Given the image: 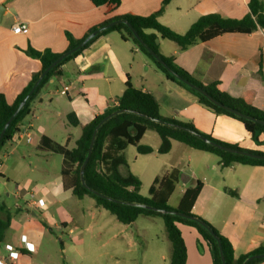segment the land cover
I'll use <instances>...</instances> for the list:
<instances>
[{
  "label": "crops",
  "instance_id": "obj_1",
  "mask_svg": "<svg viewBox=\"0 0 264 264\" xmlns=\"http://www.w3.org/2000/svg\"><path fill=\"white\" fill-rule=\"evenodd\" d=\"M164 1L122 0L117 9L110 11L105 5L95 6L91 0H0V7L5 8L0 22V93L13 104L33 75L41 72V62L26 54L29 47L62 55L69 47L67 33L80 40L109 19L128 14L150 16L160 11ZM249 1L171 0L158 20L176 33H185L208 14L242 19L250 12ZM262 3L264 6V0ZM18 22L28 23L27 34L13 33L12 28ZM168 42L171 41L158 40L159 52L174 57L175 63L196 80L204 85L218 83L221 91L232 96L253 90L254 105L264 111V29L249 34H223L186 50ZM260 72L263 82L258 77ZM128 80L157 100L162 117L190 123L200 133L221 142L264 153V135L260 136L262 143H255L241 122L198 104L189 91L168 80L131 41L123 40L117 31L108 32L65 62L41 88L30 103L31 113L23 121L19 134L0 154V201L11 215L10 227L0 244V264H100L106 256L108 264H118V252L124 245L139 246L140 238H148L141 244L144 249L157 244L155 236H147L145 223L136 230L133 228L139 226L141 217L164 224L161 217L140 216L126 225L98 206L93 198L79 199L72 192L70 172L74 167L67 166L68 173L64 175L63 155L41 144L42 138L47 137L73 149L82 128L113 107ZM67 85L70 89L62 95ZM69 115L78 120V126L69 123ZM140 143L153 149L145 155L156 154L161 138L154 130H147ZM128 148L123 151L126 160ZM161 156L168 164L162 174L147 177L149 194L142 193L141 186L143 196H150L157 179L176 171L178 180L168 201L175 208L186 190L200 181L203 188L193 214L229 239L237 256L264 247L263 166L235 163L223 167L218 156L175 140L171 151ZM127 163L129 170L128 160ZM120 171L123 174L127 169ZM137 177L144 185L145 180ZM17 186L22 190L17 191ZM33 189H37L38 198L45 200L44 207L25 205L29 200L27 192ZM177 190L180 194L173 202ZM178 227L187 247V264H213L210 247L197 229L182 223ZM22 237H26L29 249ZM7 246L13 247L17 257L10 255ZM164 251L160 249L153 261L144 253L141 264H169Z\"/></svg>",
  "mask_w": 264,
  "mask_h": 264
},
{
  "label": "trees",
  "instance_id": "obj_2",
  "mask_svg": "<svg viewBox=\"0 0 264 264\" xmlns=\"http://www.w3.org/2000/svg\"><path fill=\"white\" fill-rule=\"evenodd\" d=\"M91 1L97 7L105 5L110 11H113L121 5L122 0ZM170 1L171 0H165L160 11L150 16L145 17L128 14L122 17L109 19L103 24L91 29L89 33L80 40L74 39L70 33H67L66 36L69 41L68 50L76 47L91 32L95 31L99 27L113 21L126 19L133 26V28L143 39V41L152 50H154L156 54L180 77L202 88L215 100L232 108L242 115L264 121V111L258 109L254 105L255 91L245 90L239 96H232L229 93L221 91L218 88V83L204 85L196 80L188 71L178 66L175 63L174 57L163 56L159 52L158 46V40L163 39L174 42L175 44H177L180 50H186L197 43L209 41L223 34H249L259 29H264V6L262 0H250L248 4L250 12L242 19L224 18L216 13L208 14L201 16L190 26V28L185 33H176L170 28L162 25L158 20L159 16L163 13L165 6ZM111 31H117L121 34L123 40L131 41L153 62L155 67L161 73H163L168 80L180 85L181 87L189 91L195 97L198 104L216 113L217 115L226 116L238 120L242 123L245 130L252 135V139L255 143H262V141L260 140V136L264 135L263 124H260L246 117L238 116L213 104L203 94L174 77L146 50L145 47H143L138 42L132 31L125 24H118L99 33L92 40H90L85 47L66 57L45 76L33 95L27 101L25 106L21 109V111L8 126L0 142V154L3 152L7 144L11 143L15 136L20 132L23 121L31 113L30 103L38 95L41 88L49 81V79L59 71L60 67L65 62L74 59L81 52L87 49L97 38ZM148 31L153 32L148 33ZM26 54L32 58L38 59L41 62L42 69L41 72L33 75L29 84L17 96L13 104H10L7 101L5 95L0 93V134L9 118L18 108L21 101L26 97V95L34 86L42 71L48 68L61 56V54L53 53L50 50L39 52L31 47L27 49ZM258 77H261V82H263V76L261 72L260 74H258ZM118 110H125L126 112L119 113L111 117L98 130L93 151L84 172L85 182L90 188L117 200L143 204L162 210L177 211L187 217L200 219L201 221L205 222L220 238L226 264H244V262L250 256L264 253V247H259L247 254L237 256L234 247L229 239L221 235L209 222L193 214V207L203 188V184L200 181L197 182L195 187L188 188L186 190L180 200L179 205L175 208L171 207L168 201L170 196L174 192L175 184L178 180V173L176 171H172L171 173L164 175L162 178L157 179L155 183L156 185L150 189V196L146 197L140 193L142 182L137 176L129 172L128 163L123 154V151L129 145H133L136 147L139 154L145 155L152 153L153 149L151 147L144 146L140 143L147 130H154L161 138V145L158 149V153L161 155L167 154L171 151L172 141L175 140L191 148L218 156L223 167H228L235 163L264 167V160L221 150L217 147L207 144L191 133L151 121L135 113L127 112H137L155 119H161L169 123L177 124L199 132L190 123H182L174 119H166L162 117L160 114V105L157 100L150 93L135 88L129 82V80L126 83V88L123 94L119 98V105L110 108L106 113L102 115L96 116L93 121L84 126L82 128V134L77 140L76 146L73 149H67L65 146L54 143L47 137H43L41 140V144L43 145V147L55 153L63 155L65 167L63 169L64 175L68 173V170H66L67 166H70L72 168L74 167V169L70 173H72V192L75 196H77L79 199H83L85 196L93 198L98 206L107 210L109 213L115 216L119 222L126 225L135 222L140 216L161 217L165 224L167 237L172 245L170 264H187V247L181 230L178 227V224L180 223L187 224L196 228L201 237L208 243L210 247L213 257V264H223L216 239L200 223L189 218L177 215L160 214L158 212L141 207L114 203L95 195L94 193L83 187L80 178V170L88 155V149L90 146L93 131L95 127L106 116ZM68 120L72 126L79 125L78 120L76 118L73 119L72 115L68 116ZM203 135L216 144L235 150L247 151L256 155L264 156V153L242 149L237 145L227 144L216 140L211 136L205 134ZM121 168H126L127 171L122 174L120 171ZM10 224L11 215L9 212H7L5 206L0 201V244L4 241L6 231L10 227ZM263 261L264 258H261L250 261L247 264H259Z\"/></svg>",
  "mask_w": 264,
  "mask_h": 264
},
{
  "label": "water",
  "instance_id": "obj_3",
  "mask_svg": "<svg viewBox=\"0 0 264 264\" xmlns=\"http://www.w3.org/2000/svg\"><path fill=\"white\" fill-rule=\"evenodd\" d=\"M5 10L4 7H0V22H1V16H2V13L3 11ZM118 24H125L133 33V35L136 37V39L138 40V42L146 48V50L158 61L160 62L174 77H176L177 79H179L180 81H182L183 83H185L186 85H188L189 87L195 89L196 91L200 92L201 94H203L206 98H208L213 104L217 105L218 107L222 108V109H225L227 111H230L238 116H241V117H246L248 119H251L253 121H256L260 124H263L264 125V121H261V120H258L256 118H253V117H248V116H244L242 115L241 113L233 110L232 108L222 104L221 102H218L217 100H215L212 96H210L205 90H203L202 88L192 84L191 82L185 80L184 78L180 77L176 72H174L157 54L154 50H152L144 41L143 39L139 36V34L136 32V30L133 28V26L126 20V19H120V20H117V21H113V22H110L108 24H105L101 27H99L98 29H96L95 31L91 32L83 41H81L76 47H74L73 49L71 50H68L66 51L65 53H63L56 61H54L48 68H46L44 71H42L41 75L39 76L38 80L35 82L34 86L32 87V89L30 90V92L26 95V97L21 101V103L19 104L18 108L16 109V111L13 113V115L9 118V120L7 121V123L5 124L1 134H0V142L8 128V126L11 124L12 120L17 116V114L21 111V109L25 106V104L27 103V101L30 99V97L33 95V93L35 92V90L38 88L39 84L42 82V80L45 78V76L55 67L57 66L62 60H64L66 57H68L69 55L75 53L76 51L82 49L83 47H85L87 45V43L92 40L95 36H97L99 33H101L102 31H105L113 26H116ZM123 112H126L125 110H118V111H115L114 113L106 116L94 129L93 131V134H92V138H91V142H90V146H89V149H88V155L81 167V170H80V178H81V182H82V185L83 187H85L86 189H88L90 192L94 193L95 195L103 198V199H106V200H109L111 202H114V203H119V204H123V205H127V206H135V207H141V208H145V209H149V210H152V211H155V212H158L160 214H170V215H177V216H181V217H185V218H189L193 221H196L198 223H200L203 227H205L210 233L211 235L216 239L217 243H218V247H219V251H220V255H221V259H222V263L223 264H226V261H225V256H224V253H223V247H222V242L220 240V238L215 234V232L203 221H201L200 219L198 218H193V217H187L185 216L184 214H181L177 211H170V210H162V209H158V208H154V207H151V206H147V205H143V204H137V203H130V202H125V201H121V200H117V199H114V198H111L109 196H106L104 194H101L95 190H93L92 188H90L87 183L85 182V178H84V172H85V168L89 162V159H90V156L92 154V151H93V147H94V143H95V140H96V136H97V133H98V130L99 128L107 121L109 120L111 117L119 114V113H123ZM127 112H130V113H135V114H138L146 119H149L151 121H154V122H157V123H160V124H163V125H167V126H170V127H174V128H177V129H180V130H183V131H186L188 133H191L192 135L196 136L197 138L201 139L202 141L206 142L207 144H210L214 147H217L221 150H224V151H227V152H230V153H234V154H238V155H244V156H247V157H251V158H255V159H262L264 160V156L262 155H256V154H253V153H250V152H247V151H241V150H235V149H232V148H228V147H225V146H222V145H219V144H216L214 142H212L211 140L207 139L203 134L199 133V132H196L194 130H191V129H188V128H185L183 126H180V125H177V124H173V123H169L167 121H164V120H161V119H155V118H152V117H149L147 115H144V114H140V113H137V112H133V111H127ZM261 258H264V253L262 254H256V255H253V256H250L245 262L244 264H247L248 262L250 261H253V260H256V259H261Z\"/></svg>",
  "mask_w": 264,
  "mask_h": 264
},
{
  "label": "rangeland",
  "instance_id": "obj_4",
  "mask_svg": "<svg viewBox=\"0 0 264 264\" xmlns=\"http://www.w3.org/2000/svg\"><path fill=\"white\" fill-rule=\"evenodd\" d=\"M128 147L129 148L126 150V157L127 160L129 161V172H131L134 175L138 174L139 176H141V178H143V180H145L144 185H142V193L148 195L149 187L147 183V177L153 173L157 175L162 174L168 163L166 160H164L165 159L164 156H161L158 153L156 154L154 153L151 155H139L134 146H128ZM185 165L182 166L183 169L186 167ZM179 194H180V190H177L173 198V202H175V200L179 197ZM112 217L115 218L113 215ZM143 223H145L146 227H148L147 236L149 237V234L150 236L151 235L155 236V242L157 244L153 243L152 245H150L149 249H144L141 247V244L142 245L145 244L148 238L146 240L140 238L138 239V242L140 243L139 246L137 245L131 246L129 244L128 247L127 245H124V247L121 248L118 252V254H120L119 256L120 261L118 264H141V261L144 258V253L146 257H148L151 261H153L155 256L158 255V251L160 249H165L164 252H165L166 260L170 264L172 245L167 237L165 225L163 224V222H161L160 224H156V223L154 224L148 221L147 218L141 217L140 220L138 221L139 226H135V228L133 229L136 230L137 228H140V226L144 225ZM157 236H159L160 240H158ZM160 261H162V259H160ZM109 262L110 260L108 259L107 256L100 260V264H108Z\"/></svg>",
  "mask_w": 264,
  "mask_h": 264
},
{
  "label": "built area",
  "instance_id": "obj_5",
  "mask_svg": "<svg viewBox=\"0 0 264 264\" xmlns=\"http://www.w3.org/2000/svg\"><path fill=\"white\" fill-rule=\"evenodd\" d=\"M12 31L14 34H17V35L27 34L29 32V25H28V23H25V22H18L13 26ZM69 89H70V85L65 86L63 88V90L61 91V94L66 95L68 93ZM118 105H119V100H114L112 106L115 107ZM20 190H22L21 187L17 186V191H20ZM37 192H38L37 189H33L32 191L27 192V195L29 197V200L27 199L25 201V205L27 207L42 208L46 205L44 199L37 197ZM22 241L25 244V248L29 249L30 245L26 242V237H22ZM7 249L11 252L10 255H14V257H17L18 253L13 252L12 246H7Z\"/></svg>",
  "mask_w": 264,
  "mask_h": 264
}]
</instances>
